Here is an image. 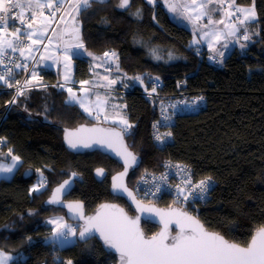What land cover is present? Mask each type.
I'll list each match as a JSON object with an SVG mask.
<instances>
[{"label":"trees","instance_id":"trees-1","mask_svg":"<svg viewBox=\"0 0 264 264\" xmlns=\"http://www.w3.org/2000/svg\"><path fill=\"white\" fill-rule=\"evenodd\" d=\"M160 1L149 5L146 0H132V7L124 11L115 7L118 0H109L78 16L88 51L98 55L115 51L118 56L124 80L116 89L123 94L114 95L124 100L128 121L134 125L124 132L125 140L140 160L127 184L132 189L142 171H158L166 160L185 164L195 179L211 177L213 185L204 203L183 206L163 198L156 204L178 205L207 229L246 245L264 226V0H255L257 22L247 25L248 45L231 50L218 63L208 60L204 48L197 51L190 45V30L176 24ZM236 2L249 5L253 0ZM138 7L143 13L140 19L130 14ZM73 63L75 83L93 77L90 59L74 58ZM36 71L46 87L27 90L8 108L12 93L0 90V161L10 159L9 150L21 161L12 178L0 179V250L13 257L9 264H55V255L73 264H116L95 238L65 247L45 241L54 227L47 223L49 217L64 212L44 201L73 172L78 179L67 198L83 202L86 213L105 201L125 208L128 204L109 192V177L120 165L99 152L71 153L63 144L64 128L97 121L76 103H65L66 91L53 87L61 83L59 74L44 68ZM135 76H141L149 90V77H159L157 92L166 97H203L200 108L175 116L171 140L162 147L150 139L156 118L154 97L143 95L145 86L129 79ZM97 167L106 170L102 181L93 176ZM37 169L47 184L33 193L31 186L40 176ZM142 228L146 236L157 230L146 222Z\"/></svg>","mask_w":264,"mask_h":264},{"label":"snow or ice","instance_id":"snow-or-ice-1","mask_svg":"<svg viewBox=\"0 0 264 264\" xmlns=\"http://www.w3.org/2000/svg\"><path fill=\"white\" fill-rule=\"evenodd\" d=\"M109 0H0V66H3L6 71L0 74V84H6L9 88L16 87V97L24 96L27 90H31L32 87L38 86L40 76L38 75L35 67L31 68V78L25 79L23 85L19 80H15V83L11 82V79L16 75L14 69H20L28 72L29 65L27 63H21L19 60L14 61L12 67H9L3 57L6 56V50L10 49L12 52H19L20 57L24 61H27L33 57V53L36 48L43 45L45 51L48 46L52 43V37L46 36L49 25L56 17L57 13L61 11L65 3H68L69 15L74 21L73 27L69 30L64 28L59 33V41L63 42V49L60 55L51 57L41 55V60L52 59L55 63H61L63 61L65 74L64 84L53 85V87L65 88V85L71 80L69 72L71 71L72 61L74 58L86 54L92 57L93 60L100 59L95 56L92 52L88 51L85 46V42L81 37L80 28L78 27L77 17L93 7V5H104ZM147 4L155 5L157 0H146ZM218 3L220 8H223L225 0H190V3L176 2V0H164L168 11L176 14L183 9V15L190 22L195 20L201 21L204 17H207V27L213 24H224L228 29L229 36H235L240 28H243V39L248 41L251 39L249 35L250 25L257 22V12L255 8V0H253L252 6L248 8H235V13H239L242 18L238 19L237 24H226L224 20L215 21L212 18L211 13L217 11L216 8H209V5ZM229 8L234 7L233 3H229ZM115 7L128 11L132 7V0H118ZM47 8L51 13L50 16L44 18L41 21L39 27H35L37 16L44 17V9ZM17 10H19L17 12ZM31 12V19H28L25 15V11ZM194 15H189L188 13ZM15 13V15H13ZM74 13V15H73ZM232 11H227L225 15L232 17L234 14ZM131 15L137 19L142 18V9L136 8L135 12H131ZM10 18L19 21V26L10 24ZM60 19H63L61 16ZM153 20H156V16L153 15ZM47 21V23H45ZM14 27V31H9V27ZM53 33H56V29H52ZM71 31L73 35V41H64L63 36L65 32ZM254 35H259V32H253ZM205 36L211 35L216 41L220 40V33L218 32H206ZM44 39L48 40V44L44 45ZM30 41V43H25ZM198 43V41H193ZM211 43L209 47L211 48ZM59 47V43L57 44ZM227 47V45H224ZM241 49L245 48V44H240ZM155 55V51H153ZM171 56V53L169 54ZM220 56H223V52H219ZM103 58L110 60L113 63L118 61V56L115 51L104 52ZM156 59H160L156 56ZM213 59V57H209ZM9 60L11 58L9 57ZM118 67V65H117ZM104 79H108L104 77ZM133 81L139 82L141 86H145V80L141 76L131 77ZM159 77H149V83L151 90L145 86L144 90L148 93L149 97L157 91V82ZM35 82V83H34ZM89 81H81V85H87ZM115 80H108V85L115 84ZM46 87L44 85H39ZM179 86V85H178ZM128 87V85H125ZM68 99L65 103H76L86 112L89 116L93 115L91 107L87 106L85 100L82 97L77 96L71 87H68ZM81 91L86 95L89 89L82 87ZM203 100V97H197L195 100L188 104L187 102H181L185 107H195L199 101ZM15 97L9 103H15ZM103 101L97 96L95 102V108L99 111L102 110ZM175 108L176 105H171ZM47 111V108H45ZM166 108L162 106V121L158 120L153 124L154 139L161 145L168 142V139L172 137L171 131L160 132L159 127H167L168 122L171 120V116L165 115ZM119 121L123 128L121 132L110 131L106 133L107 136L114 137L117 142L122 146L123 151L117 152V155L121 156L124 160L125 172L113 177V190L114 192H123L132 198L133 202L136 203L137 209L141 212L152 213L161 217V223L163 229L161 232L153 235L151 238L145 237L143 232L139 228V217L130 219L123 209L117 208L115 205H102V209H112L111 212L100 211L95 216L85 217L83 214V204L76 202L75 204L66 205L73 216H78L79 219L84 220V224L80 226H73L64 222L63 217L56 219H50L47 223L54 225L51 231L50 237H45V241L51 243L54 247L59 245L64 247L66 245L75 243L74 239L70 237H76L78 235L79 240L87 241L92 237L94 233H99L104 244L109 249H114L119 253L120 264H264V227L257 230L256 234L252 237L251 242L246 246L242 247L236 243L228 242L222 235L215 232L206 231L203 224L198 219L189 215L186 211L178 209H172L168 212H163L156 209L155 207L143 205L140 201L136 200L133 193L123 184L122 177L127 174V169L137 162L136 155L129 151L127 146L123 145L122 132H128L129 129L133 128L134 125L130 124L127 115L125 113H117ZM97 118L98 115H97ZM105 115V119H107ZM89 131L93 133H103L102 129H78L77 132ZM77 132H69L65 130V141L69 148L79 149L90 148L93 143L100 144L101 146L111 147V140H106L103 136L89 140L83 137H79ZM0 142H3V138L0 137ZM11 156V164H0V173H11L13 168L20 163V157L12 155L11 150L8 153ZM165 167H169L168 164ZM179 172L184 173V180L182 184L176 185V196L179 200L182 197V202L187 203L189 201L195 202L196 200H204L206 194L210 190L211 177H206L200 180L198 183H193L191 169L187 166L180 164L175 165ZM37 172H40L37 169ZM104 169H97L96 175L102 176ZM72 177H76L78 174L73 172ZM162 181H167L168 177L161 175L159 177ZM47 180L43 173L40 172V178L36 185L32 187L31 192H39L45 188ZM71 187V180H65L62 184L57 187L51 198L48 200L49 204L60 203V194L67 191ZM161 190V185H156V192ZM155 195V192H145V196ZM31 214V213H30ZM175 224L176 231L175 235L170 233L169 225ZM29 241L31 237L27 238ZM13 259L12 256L8 255L5 251L0 250V264H9V261ZM62 264H73L72 260L63 261Z\"/></svg>","mask_w":264,"mask_h":264},{"label":"rangeland","instance_id":"rangeland-1","mask_svg":"<svg viewBox=\"0 0 264 264\" xmlns=\"http://www.w3.org/2000/svg\"><path fill=\"white\" fill-rule=\"evenodd\" d=\"M176 2H184V3H190V0H176ZM199 2V0H198ZM233 3L234 7L229 8V3ZM160 4L162 5V7L167 11L168 15L170 16V18L178 25L190 30L191 33V38H190V45L191 46H195L194 48L197 51H200V49L204 48L207 51V58L208 60H212L209 59V57H213V59L215 58H222L223 56H225L227 53H229L236 44L239 43V39L243 38V28L241 27L239 31H237L235 36H229L228 35V29L225 27L224 24H213V25H208L207 27H205V25H207V17H204L201 21L197 22L195 20L193 21H189L188 19L185 18V16L182 14L183 13V9H180V11L176 14L170 13L166 7V5L164 4V0L160 1ZM253 2L249 5H240L237 4L236 0H225L224 6L223 8H220L218 3H214L209 5V8H216L217 11H214L211 13L213 20L215 21H219V20H224L226 24H237L238 25V19L242 18L240 16L239 13H235V8L239 7V8H248L250 6H252ZM69 4L68 7L66 8L65 12L63 13V19H59L57 25H55L54 27H52V23L49 25L48 27V31L46 33V36H51L52 37V43L48 46L47 51H45L43 45L38 46L36 49H38L37 53L32 54L34 58H30L27 61H35V69H40V68H44L46 70H51L54 73L59 74L61 82L65 83L64 81V74H65V68H64V64L63 61H61V63H55L52 59H48V60H41V55L44 56H51V57H55L60 55L61 50L63 49V42L59 41V33L62 29L64 28H68L69 30L73 27L74 25V21L72 20L71 16L69 15ZM227 11H232L235 14L232 17H227L225 15V13ZM189 15H194L193 13H188ZM74 15V13H73ZM39 16V15H38ZM37 16V18H38ZM78 27L80 28V34H81V22L78 19ZM37 21V20H36ZM52 29H56V33L54 34ZM218 32L220 33V40L216 41L214 37H212L211 35L209 36H205L204 33L206 32ZM63 40L64 41H69L72 42L73 41V35L71 33V31L65 32L64 36H63ZM193 41H198V43H193ZM59 43V47H57V44ZM211 43V48L209 47V44ZM44 45L48 44V40L44 39L43 41ZM224 45H227V47H224ZM219 52H223L224 55L220 56ZM95 56L100 57V59L97 60H93L92 57L87 56L86 54L81 55L79 57L76 58H88L91 59L90 62V67L91 64L93 63L92 70L96 73H98V76H94V78L92 79H88L87 81H89V83L87 85H81V82L79 83H75L74 79H73V69H74V63L72 61V67H71V71L69 72V75L71 76V80L65 85V88H63L66 93H67V97L66 100L68 99V92H67V88L71 87L73 89V92H75L77 94V96L82 97L85 100V103L87 106L91 107L92 111H93V115L89 116L86 112V115L89 118H92L93 120L99 122V123H105V124H110V125H114L120 129L123 128V126L118 123L119 121V116L117 115V113H125L127 115V111H126V106L124 103V100L119 98V96H115L113 93L109 92V91H113L115 92H119L121 91V93L123 94L122 90H117L116 86L121 85V82L124 80V78H121L120 74H119V68L117 67V62L113 63L110 60H106L105 58H103V55H98L96 53H93ZM224 58V57H223ZM215 61V60H214ZM218 62V61H215ZM104 77H107L108 79H104ZM108 80H115L116 83L112 84L111 86H107L108 85ZM137 84H139V82H137ZM82 87L89 89L88 93L85 95L81 89ZM120 94V96L122 95ZM97 96H99L103 101H105V103L103 104L102 110L97 113V109L95 108V102L97 99ZM72 103V102H70ZM97 115L99 118H97ZM105 115H107V119H105ZM128 119V117H127ZM40 176L38 177V179L33 183V185L31 186V189L34 185L37 184L38 180H39ZM42 190V189H41ZM58 217H63L64 222L71 224V222H68L64 215H60V214H54L51 217H49L50 219H56ZM54 226V225H53ZM69 239H74L76 240V237H70ZM74 244V243H72ZM69 244V245H72ZM59 246V245H58ZM68 246V245H66ZM60 247V246H59ZM65 247V246H64Z\"/></svg>","mask_w":264,"mask_h":264},{"label":"water","instance_id":"water-1","mask_svg":"<svg viewBox=\"0 0 264 264\" xmlns=\"http://www.w3.org/2000/svg\"><path fill=\"white\" fill-rule=\"evenodd\" d=\"M81 128H83V129H93V128L102 129V130H104V132L103 133H93V132H89V131L77 132V130L78 129H81ZM66 129L69 132H77V135L79 137H83V138L89 139V140H93V139H96V138H99V137L103 136L106 140H111V142H112L111 147H109L107 145L101 146L100 144L93 143L92 147H90V148H83V147H81L79 149H71V148H69L67 142L65 141V130ZM110 131L121 132L122 129H120V128L114 126V125L105 124V123H102V122L101 123H99V122H94V123H81V124H78L74 128H64L63 129V133H62V141H63V144H64L65 148L69 152H71V153H74V154H84V153H90V152H99L102 155L107 156L112 161L116 162L118 165H120L121 169L109 177V192H110L111 195L123 199L125 201V203L130 206V208L133 211V214H130L128 211H126V209L124 208V206H122V205H120L118 203H115V202H108V201H105V202H102V203L98 204L92 212L86 213L85 206H84V203L83 202H81L79 200H74V199H68L67 198L69 196V194L72 192V190L74 189V187H75V181L78 179V175L76 177H72V175H71L72 173L67 178L63 179L58 185H56L55 187H53L51 189L48 197L44 201V205L45 206H51V207H54L56 209L62 210L64 212L65 219L68 222H71L72 224H77V226L83 225L85 221L79 219L78 216H73L72 212H70L69 208L66 205L75 204L76 202L82 203L83 204L82 211H83V214H84L85 217L95 216L97 214V212H100V211L111 212V211H113L112 209H102L101 206L102 205H115V206H117V208L123 209L124 210V213L130 219H135V218L139 217V228L143 232L144 235H145V233H144L143 228H142V223L143 222H146V223L155 225L157 227L156 232L154 234L150 235V236H146L145 235V237L151 238L153 235L161 232L162 229H163V224L161 223V217L159 215H155V214H152V213H147V212H141V211H139L137 209L136 203L133 202L132 198H130L127 195V193L114 192V190H113V187H112V185H113V177L114 176H118L119 174L125 172V166H124V160L122 159V157L119 156V155H117V152L118 151H120V152L123 151L121 144L119 142H117L114 137H110V136H107L106 135V133H108ZM122 137H123V145L124 146H127L128 150L131 151L129 149L127 143H126L125 136H124V132H122ZM136 157H137V162L134 165H132L131 167H129L127 169V174L122 177L123 184L128 188L129 191H131L133 193V196H135V194H134L133 190L128 186L127 179H128L129 174L132 171H134L135 169H137L139 167V165H140V160H139L138 156H136ZM97 169H104V168L103 167H97L93 171L94 178L97 181H102L106 177V170L104 169V174L102 176H97L96 175V170ZM69 179L71 180V187L67 191L62 192L60 194V201L61 202L60 203H52V204H49L48 203V200L51 198L53 191L57 187H59V185L62 184L65 180H69ZM136 200L137 201H140L143 205H148V206L155 207L156 209L161 210L163 212H168V211H170L172 209H178V210H181V211H186L189 215H191V216L195 217L196 219H198L194 214L188 212L187 210H185L184 208H182V207H180L178 205H171L169 207H162V206H159V205H157L155 203L144 202V201L138 199L137 197H136ZM200 223L203 224L201 221H200ZM169 228H170V233L172 235H175L176 231H178V229H176L175 224L169 225ZM205 229L208 232H215V231H212V230L207 229L206 227H205ZM258 229H256L254 231V233L252 234L250 240L248 241V243L246 245H240V244L239 245L242 246V247H246L251 242L252 237L256 234V232H257ZM215 233H217V232H215ZM220 235H222V234H220ZM92 238H95L101 244V246L104 249V251H106L107 253L112 254L115 257L116 264H120L119 253H117L114 249L107 248V246L104 244V241L101 239L99 233H94L90 239H92ZM225 239L228 242H230V243H236L234 241L228 240L227 238H225ZM76 240H77V242H80V243H83L84 242V241L79 240L78 235L76 236ZM236 244H238V243H236Z\"/></svg>","mask_w":264,"mask_h":264},{"label":"built area","instance_id":"built-area-1","mask_svg":"<svg viewBox=\"0 0 264 264\" xmlns=\"http://www.w3.org/2000/svg\"><path fill=\"white\" fill-rule=\"evenodd\" d=\"M67 6V3H65L64 7L61 9L60 12L57 13L56 17L53 19L52 21V27H54L55 25H57L59 19L61 18L62 14L65 12V8ZM19 10H17L18 12ZM15 15V13L13 14ZM26 17L28 19H31V14L27 13L25 14ZM51 13L49 11H44V17H48L50 16ZM15 24L17 26H19V21L18 20H12L10 18V24ZM9 31H14V27H9ZM25 43H30V41H25ZM37 53V52H36ZM9 57L11 58V60H9ZM3 59L5 60V63L9 66L12 67V64L14 61L19 60L21 63H27L29 65V71L25 72L23 70L20 69H14V72L16 73V75L11 79V82L15 83V80H19L21 82V85H23V82L25 81V79H30L31 78V68L35 65V61H24L22 57H20L19 52H12L10 49L6 50V56L3 57ZM6 71V69L3 66H0V74H3ZM35 83V82H34ZM60 84H64V83H60ZM39 85H42V83L39 82ZM38 85V86H39ZM56 85V83H55ZM159 86V84H157ZM38 86L32 87V88H36ZM31 88V89H32ZM0 90L1 91H10L12 93L10 101L13 100V98L15 96V93L17 91L16 87H12L9 88L6 84H0ZM150 91V90H149ZM113 94L115 93H121V91L119 92H113L112 90L109 91ZM143 95L146 97H149L147 92H143ZM151 97H154V100L156 102V110H157V116L156 118L152 121L151 123V139L152 141L155 143L156 146L158 147H162L164 145L159 144L155 139H154V132L155 130L153 129V124L158 121L161 120L162 121V106L163 108H166L167 111L164 113L165 115H169L171 116V120L168 122V126L167 127H159V131L160 132H166V131H171V124L175 118V116L185 110H197L198 108H200L203 104L200 103V101L198 102V104L195 107H185L184 104H178L177 100H173L170 98V96H165L162 93H160L159 91L156 93H153ZM195 100V98L193 99ZM192 100V101H193ZM9 101V102H10ZM191 101V102H192ZM191 102H189V104H191ZM175 104L176 107L172 108L171 105ZM11 105V103H8L7 108ZM172 132V131H171ZM170 139H168V141H170ZM168 164L169 167H165V165ZM178 163L172 161V160H166L164 162V165L162 167V169L158 170V171H150V170H144L142 171V173L140 174V176L137 178V180L135 181L134 185H133V192L135 194V196L144 201V202H148V203H157L160 200H162L163 198H173L175 201L182 203L183 205L186 204H194L197 202H201L202 200H196L195 202H187L184 203L182 202V197L178 200L177 196H176V185L177 184H182V181L184 180L185 176L184 173L179 172L177 170V168L175 167V165H177ZM183 166H186L184 164H180ZM188 167V166H187ZM161 175H165L168 177L167 181H162L159 179V177ZM205 179V178H200V179H195L192 175V180L193 183H198L200 180ZM159 184L161 185V190L159 192H156V185ZM213 185V181H211V186L210 189ZM145 192H155V195H148L147 197L145 196ZM210 192V190H209ZM209 192L206 194L205 199L209 196ZM72 224V223H71ZM73 226H77V224H72ZM63 261H66L65 259H63L61 256L59 255H55L53 257V262L55 264H62ZM41 264H44L43 262Z\"/></svg>","mask_w":264,"mask_h":264},{"label":"crops","instance_id":"crops-1","mask_svg":"<svg viewBox=\"0 0 264 264\" xmlns=\"http://www.w3.org/2000/svg\"><path fill=\"white\" fill-rule=\"evenodd\" d=\"M68 7V3H67V6H66V8ZM66 8H65V10H66ZM43 11H48V9L47 8H45ZM27 13H30L31 14V12L30 11H25V14H27ZM63 15V14H62ZM44 18H46V17H40V16H38V18H37V21H36V25H35V27H39L40 26V24H41V21L42 20H44ZM45 23H47V21H45ZM239 43L238 44H236L235 46H234V48L233 49H237V50H242L241 49V47H240V44H245L246 46L248 45V41H245L243 38H240L239 40ZM232 49V50H233ZM38 51V49H36L35 50V53ZM228 54V53H227ZM226 54V55H227ZM225 55V56H226ZM225 56H223V57H225ZM223 57L222 58H215V59H212L211 61H218V62H221L222 60H223ZM90 62H91V59H90ZM217 62V63H218ZM92 65H93V63L91 64V67H92ZM94 66V65H93ZM93 69V68H92ZM93 72V77H92V79L94 78V76H98V73H96V72H94V71H92ZM40 82V81H39ZM63 83V82H62ZM78 106H79V104H77ZM80 107V106H79ZM81 108V107H80ZM82 109V108H81ZM83 110V109H82ZM84 111V110H83ZM100 112V111H99ZM98 112V110H97V113H99ZM85 113V112H84ZM86 114V113H85ZM90 119H92V118H90ZM12 163V160H11V157H10V159L8 160V161H0V164H11ZM20 164H21V161H20V163L19 164H17L14 168H13V171L11 172V173H0V179H5V180H9L10 178H12V176L15 174V172H16V170L19 168V166H20ZM9 255V254H8Z\"/></svg>","mask_w":264,"mask_h":264},{"label":"bare ground","instance_id":"bare-ground-1","mask_svg":"<svg viewBox=\"0 0 264 264\" xmlns=\"http://www.w3.org/2000/svg\"><path fill=\"white\" fill-rule=\"evenodd\" d=\"M170 98L171 99H173V100H177L178 101V104H183V103H181V102H187L188 104H189V102H191L195 97H192L190 100L188 99L189 97H185V96H170ZM154 105H155V109H156V102L154 101ZM156 116H157V110H156ZM150 139H151V133H150ZM151 141H152V139H151ZM153 142V141H152ZM154 143V142H153ZM155 144V143H154ZM175 162V161H174ZM177 163V162H176ZM178 164H181V163H178ZM185 165V164H184ZM121 169V168H120ZM119 169V170H120ZM118 170V171H119ZM116 173V172H115ZM113 175V174H112ZM208 198V197H207ZM206 198V199H207ZM206 200L204 199V200H202V202L204 203ZM182 204V203H181ZM183 205V204H182ZM186 205H188V204H186ZM186 205H183V206H186ZM190 205H192V206H194V205H196V203H194V204H190ZM128 207L130 208V206L128 205ZM125 208V207H124ZM126 209V208H125ZM131 209V208H130ZM126 211H128L127 209H126ZM131 211H132V209H131ZM132 214H133V211H132ZM75 241H77V240H75Z\"/></svg>","mask_w":264,"mask_h":264},{"label":"flooded vegetation","instance_id":"flooded-vegetation-1","mask_svg":"<svg viewBox=\"0 0 264 264\" xmlns=\"http://www.w3.org/2000/svg\"><path fill=\"white\" fill-rule=\"evenodd\" d=\"M126 209H128L129 211H131V209L129 207H126Z\"/></svg>","mask_w":264,"mask_h":264}]
</instances>
